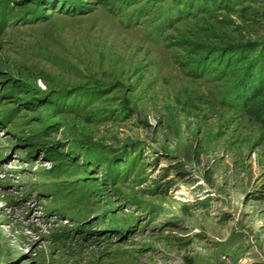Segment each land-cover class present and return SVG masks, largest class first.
<instances>
[{
  "label": "rangeland",
  "instance_id": "rangeland-1",
  "mask_svg": "<svg viewBox=\"0 0 264 264\" xmlns=\"http://www.w3.org/2000/svg\"><path fill=\"white\" fill-rule=\"evenodd\" d=\"M255 61L264 0H0V264H264Z\"/></svg>",
  "mask_w": 264,
  "mask_h": 264
},
{
  "label": "trees",
  "instance_id": "trees-1",
  "mask_svg": "<svg viewBox=\"0 0 264 264\" xmlns=\"http://www.w3.org/2000/svg\"><path fill=\"white\" fill-rule=\"evenodd\" d=\"M228 58L225 57V54H221L217 57V61L220 62V65L225 66L229 65L235 58L231 60H227ZM256 63L251 66L250 69H248L249 75L244 80V89L245 91L252 90L254 88H257L261 86L263 83V77H264V63L261 65L255 61Z\"/></svg>",
  "mask_w": 264,
  "mask_h": 264
}]
</instances>
